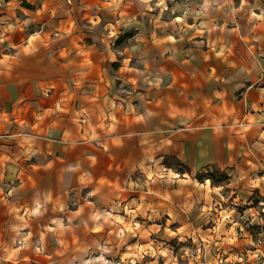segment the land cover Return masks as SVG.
Masks as SVG:
<instances>
[{
  "label": "crops",
  "instance_id": "0c3cea01",
  "mask_svg": "<svg viewBox=\"0 0 264 264\" xmlns=\"http://www.w3.org/2000/svg\"><path fill=\"white\" fill-rule=\"evenodd\" d=\"M254 199L264 0H0V264H264Z\"/></svg>",
  "mask_w": 264,
  "mask_h": 264
},
{
  "label": "rangeland",
  "instance_id": "374dc122",
  "mask_svg": "<svg viewBox=\"0 0 264 264\" xmlns=\"http://www.w3.org/2000/svg\"><path fill=\"white\" fill-rule=\"evenodd\" d=\"M171 166L176 171H179L177 167L178 165L171 164ZM198 181L202 184L205 183L206 191L209 192L210 186L214 187V186L224 185L227 182V176L225 173H221L213 170L212 172H208L203 176L198 177ZM226 201L227 200L225 199V202ZM229 202L230 201H227V204ZM259 202L260 201L254 199L251 207H253L258 212V215L255 214L256 215L255 217L260 219L261 226H256L255 224L256 221L254 220L253 222H251L252 218H249L248 219L249 221L246 222V227H245L246 232L254 241H256L258 238L259 240H261L259 235L261 234L260 232H262L264 227V211L259 210L260 207L257 204ZM262 207H264V204L263 206H261V208ZM243 209H244L243 205L237 208L238 211H242ZM249 222H251L250 225ZM158 242L159 245L157 246L148 245L144 247L143 251L138 256L139 259V260L137 259L138 262L137 263L134 262L132 264H205L201 260L203 259L204 249H205V253L207 254L209 246L206 245L204 248L203 243H201V240L194 241L191 238H187L185 240L182 239L178 241L177 239L162 240V238H160ZM211 248H212L211 254L214 255V253L215 254L218 253L219 251L218 247L211 246ZM131 256H133V254Z\"/></svg>",
  "mask_w": 264,
  "mask_h": 264
}]
</instances>
